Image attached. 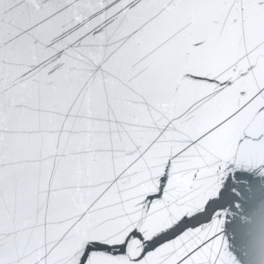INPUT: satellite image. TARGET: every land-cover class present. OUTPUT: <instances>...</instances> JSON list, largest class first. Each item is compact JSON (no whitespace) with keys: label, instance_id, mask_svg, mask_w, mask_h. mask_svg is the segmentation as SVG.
<instances>
[{"label":"snow or ice","instance_id":"snow-or-ice-1","mask_svg":"<svg viewBox=\"0 0 264 264\" xmlns=\"http://www.w3.org/2000/svg\"><path fill=\"white\" fill-rule=\"evenodd\" d=\"M264 217V0H0V264H228Z\"/></svg>","mask_w":264,"mask_h":264},{"label":"water","instance_id":"water-1","mask_svg":"<svg viewBox=\"0 0 264 264\" xmlns=\"http://www.w3.org/2000/svg\"><path fill=\"white\" fill-rule=\"evenodd\" d=\"M228 264H264V217L257 212L255 226L252 233V244L245 250H239L235 261L226 257Z\"/></svg>","mask_w":264,"mask_h":264}]
</instances>
